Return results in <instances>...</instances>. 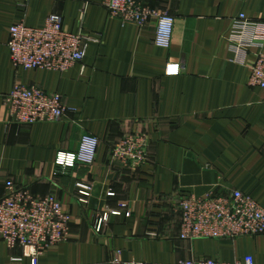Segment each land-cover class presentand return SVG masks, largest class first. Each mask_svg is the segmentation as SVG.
I'll return each instance as SVG.
<instances>
[{
  "label": "crops",
  "instance_id": "0c3cea01",
  "mask_svg": "<svg viewBox=\"0 0 264 264\" xmlns=\"http://www.w3.org/2000/svg\"><path fill=\"white\" fill-rule=\"evenodd\" d=\"M140 1L174 18L169 48L155 44L157 21L123 25L102 0H0V199L12 182L57 196L70 215L66 241L47 249L40 264L234 263L247 256L264 264V235L180 238L185 198L238 190L264 205V89L249 84L250 68L222 40L239 12L264 22V0ZM52 14L68 31L96 40L84 62L64 73L16 69L11 27L41 28ZM170 65L180 73L169 74ZM17 82L61 95L76 113L56 123L12 124L4 99ZM85 135L99 139L95 163L57 166V155L77 152ZM128 135L149 140L141 167L113 157ZM79 183L93 187L87 203ZM117 211L96 231L103 214ZM0 264L31 262L0 239Z\"/></svg>",
  "mask_w": 264,
  "mask_h": 264
},
{
  "label": "built area",
  "instance_id": "2783aa9c",
  "mask_svg": "<svg viewBox=\"0 0 264 264\" xmlns=\"http://www.w3.org/2000/svg\"><path fill=\"white\" fill-rule=\"evenodd\" d=\"M243 1V0H240ZM112 19L123 25L146 27L157 21L155 44L169 48L174 18L166 11L154 9L140 0H102ZM236 56L235 61L251 70L249 84L264 89V22L250 20L239 12L222 37ZM88 34L73 33L64 28L57 14L50 15L41 28L24 23L10 29L8 47L16 69L48 70L64 73L78 63H83L91 43ZM253 53V60L249 56ZM168 73L178 75L179 65H170ZM9 121L19 126L56 123L76 109L65 104L59 94H51L39 87H27L17 82L4 99ZM99 139L85 135L75 153H59L56 165L73 168L95 163ZM149 140L144 135H128L113 150V157L123 165L138 168L147 162ZM93 187L86 183L77 185L81 202L87 203ZM181 235L186 241L198 239H240L264 235V205L241 191L234 190L228 197L208 195L202 198H185L180 204ZM121 216V212L103 214L96 226L100 232L109 216ZM129 216V213H127ZM70 215L55 195L40 197L30 190L18 189L12 182L0 199V239L8 249L21 248L23 257L31 264H40V257L51 248L65 242L68 236ZM14 262L22 261L14 258ZM142 264V263H121ZM177 264H255L252 256L234 263H220L212 259L180 261Z\"/></svg>",
  "mask_w": 264,
  "mask_h": 264
}]
</instances>
